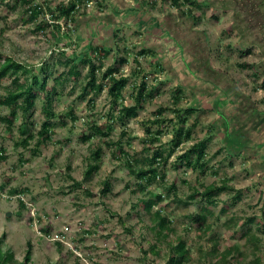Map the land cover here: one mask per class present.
<instances>
[{"label":"rangeland","instance_id":"1","mask_svg":"<svg viewBox=\"0 0 264 264\" xmlns=\"http://www.w3.org/2000/svg\"><path fill=\"white\" fill-rule=\"evenodd\" d=\"M46 1L51 6L68 2L36 0V3L45 9ZM173 1L85 0L76 15V24L68 22L67 27L62 22L60 32L46 35L35 33L39 21L45 19L48 27L52 24L46 10L45 15L30 23L20 7L11 11L0 3L2 54L13 56L35 71L50 65L56 70L55 76H59L68 70L55 62L58 57L62 61L67 59L60 52L72 50L74 56H81L91 42L104 41L113 46L116 32L120 55L128 60L117 73L128 79L123 104L134 105L131 96L143 80L149 89L157 87L155 97L147 101L137 117L113 121L108 116L113 102L110 93L104 90L94 103L88 101L93 95L82 101L78 99L79 85L73 94L52 104L59 115L74 107L76 120L68 117L66 125L59 123L36 154L32 150L45 121L42 103L38 101L27 116L29 132L35 134L28 148L15 144L21 139L18 128L24 122L21 108L12 130L8 131V123L2 118L11 114V106L7 101L0 104V148L5 149L7 157L0 162V249L12 252L13 262L9 264L22 261L29 242L30 264H167L172 248L180 240L185 241L180 250L190 255L185 264H233L231 258L223 263L220 259L225 250L236 244L240 251L235 256L244 263L256 256L264 261V234L257 230L258 225L246 226L259 236L258 249L244 237L245 228L240 229L242 222L260 216L264 205V0H194L196 5L180 0V7ZM257 10L261 12L259 16ZM143 48H150L153 53L137 57ZM245 63L254 68H242ZM112 64L110 57L104 69ZM80 70L81 83L87 69L80 65ZM71 85L66 87V93ZM10 89H14L12 78L1 79L0 98ZM177 89L181 98L175 103L173 95ZM163 108L161 115L158 111ZM178 109L180 116L174 112ZM161 118L167 122L152 124ZM94 125L102 126L105 132L111 125L113 130L108 137L84 141V130L90 134ZM181 127L192 128L193 132L188 141L177 147L171 141ZM148 129L162 133L152 144L145 142ZM227 130L232 146L242 148L234 156L229 154L234 147H229L230 143L225 147ZM143 140L145 147L173 150L165 172L159 169V178L147 185L145 191L137 189L138 179L130 174L124 160L115 157L119 146L108 147L103 143L100 167L86 177L88 165L93 162L92 151L103 141L121 142L132 160L146 165L152 151L143 150ZM204 141L209 161L205 173L178 165L180 155ZM107 179L112 192L102 197L100 188ZM222 179L242 193L241 201L234 206H231L233 191L220 193L214 202L202 197L188 200L195 190L201 192L203 186ZM80 183L81 186L76 185ZM173 184L175 189L168 193ZM13 188L28 191L20 196L10 195ZM156 195H162L163 200L153 210L161 209L162 215L172 221L166 230L171 233L169 237L155 235L151 228L157 220L152 211L137 205L143 199L147 207ZM19 198L28 205L20 206ZM204 207L211 212L207 222L214 224L206 235L189 221L191 215ZM144 251H148V256L145 257Z\"/></svg>","mask_w":264,"mask_h":264},{"label":"trees","instance_id":"2","mask_svg":"<svg viewBox=\"0 0 264 264\" xmlns=\"http://www.w3.org/2000/svg\"><path fill=\"white\" fill-rule=\"evenodd\" d=\"M9 1L11 0H0V3L6 4L11 11H16V9L20 7L24 15L28 17V21L30 23L37 21V19L41 15H45L46 10L47 14L50 15V17L52 18V24L50 25V27H48L47 21L43 19L36 24L35 28V33L40 32L46 35V33L48 32H60L62 22H65L66 25L68 22L75 23L76 15L85 0H68L67 3L61 2L55 6H51L46 1L45 9L43 5L37 4L36 0H12L14 2L13 4H9ZM182 3L196 5V2L194 0H183ZM173 4L179 7L182 5L180 4V0H174ZM226 10L229 11L228 9ZM259 14H261V12L257 10L256 15L259 16ZM86 25H88V22L86 23ZM205 39L207 40V38ZM113 40V46L107 45L106 43H104V41L98 43L91 42L87 46L86 51L82 50L83 52L81 53V56H74L75 54L72 52V50L69 52H60V54L62 53V55L66 56L67 59L65 61H62L61 58L58 57L55 62L57 64L60 63L63 66L67 67L68 70L67 72L59 74V76H55L56 70H54L50 65H43L40 67L39 70L35 71L32 70L33 67L23 65L21 62L14 59L13 56L5 55L0 52V80L4 78H12V87L14 88L13 90L10 89L6 93V96L0 98V104H3L5 101H7L10 103L11 106V114L9 116L3 117L2 120L8 123V131H11L13 122L18 119V108H21L24 119L23 125L18 128L19 133L21 134V139L15 141L16 146L28 148L30 146V141L35 138V134L29 132V121L27 116L31 114L32 109L36 106L38 101L42 103V113L45 117V121L43 122L41 129L37 132L39 140L36 143L35 149L32 150L33 154L38 153V150L43 144L44 140L50 139V136L55 132V129L57 128L59 123L60 125H66V118L68 117L72 121H75L76 117L74 107L70 106V110L66 114L63 113L59 115L56 113L52 104L54 100H59L65 95L73 94L79 85L81 94L78 96V99L82 101L86 100L88 97L93 95L94 97L90 98L88 101L90 103H94L95 97L100 95L104 90L110 93V95L113 97L112 108L108 114L110 120L124 121L125 119H132L137 117L138 111L143 110L147 101L155 97L157 87L154 86L149 89L146 81L143 80L140 85L136 88V94L133 93L131 96L135 101L134 105L127 106L123 104L122 100L124 99L123 95L124 90L128 85V79L121 75L118 76L117 73L120 66L127 63L128 60L126 57L120 55L121 52L118 46L119 44L118 42H116V32H113ZM63 46L66 48L65 44H63ZM152 53V49L143 48L137 53V57H143ZM110 57L113 58V64L104 69L105 61L108 60ZM135 61L137 62L139 60H137L136 58ZM80 65L87 69V73L84 75L83 82L81 83L79 82V80L83 74L80 70ZM241 67L254 68L248 63L241 64ZM134 71L135 73H138L136 69ZM49 78H52V83H49ZM69 83H72L71 90L69 91V93H66V87ZM179 91L180 89H177L173 95V100L175 103H177L181 98ZM164 111L165 109L163 108L162 110H159L158 113L162 115ZM180 111L181 110L179 109L174 110V112L178 114L180 113ZM165 122H167L166 118H161L153 121L152 124L160 125ZM181 123L184 124L185 121L181 120ZM31 125L34 126L35 123H31ZM106 129L108 130L107 132H105V129L102 126L94 125L90 134H87L86 130H84V134H82V139L84 141H90L96 138L97 136L108 137L110 134L109 131L113 130V127L109 125ZM228 131L229 130H227L226 132L225 138L226 148V144L228 145L230 143L228 138ZM192 132V128H178L174 133V137L171 143H174L175 146L178 147L182 141L186 142L191 138ZM27 133H29V135L24 138L23 136ZM123 134H126V131H124ZM161 134L162 133L159 130L157 132H152L150 131V129H148L145 142H151L152 144V142L157 141L159 139L158 137H160ZM145 142L143 140V150L148 152L152 151V157L148 159L146 165L141 164L140 161L137 159L132 160L130 155L122 149L121 142L103 141L97 143L91 154L93 162L88 165V169L85 173L86 177L89 178L92 176L93 173L98 171L100 167L99 160L101 159V156L103 154V143L108 147L119 146V148H121L122 150L120 149L119 153L114 154L116 155L115 157L117 159L124 160L125 167L129 169L130 174L136 176V178L138 179L136 184L137 189L145 191L147 185L153 183L159 178V169L165 172L163 169L167 165L168 157L173 153V150H169L167 152L166 149L161 148L160 146L156 147V149L149 148L151 145L145 147ZM231 146L232 143L229 144V147ZM206 147V141L193 144L185 153L178 157V165H185L187 169L192 170L200 169L202 173H205L204 171H206L209 164L208 159H206ZM241 149V147H234L233 149H230L229 154L231 156H234L235 153H238ZM164 152L166 153V156H164ZM122 156H124V158ZM6 159L7 157L5 149L0 148V162L5 161ZM230 166H232V162H230ZM215 174H217V172H215ZM164 175L165 173H162L163 178ZM76 185L81 186V183ZM1 189H3V187ZM174 189L175 185L173 184L170 186L168 193H171ZM27 191L28 189L13 188L9 190V193L10 195L20 196L22 194H25ZM231 191H233V194H231V206H234L235 203L241 201L242 193L235 190L234 187L229 186L227 179H222L219 183L215 182L209 186H203V191L201 192L195 190V192L188 196V200L194 201L197 197H202L207 199L208 201L214 202V198L220 193ZM111 192L112 184L110 180L107 179L102 183V186L100 188V195L102 197H105ZM154 198L155 199H151L148 202L147 207H145V201L143 199H140L137 202V205H143L147 211H152V217L157 220L156 225L151 228L154 234L161 238L169 237L171 233L170 231L166 232V230H169V227L172 225V221L162 215L161 209L155 211L153 210L155 208V205H157L163 200V196L156 195L154 196ZM18 201L20 206L22 207H26L28 205H25L26 203L22 198H19ZM223 212L225 211L223 210ZM208 215H211V212L210 210H208L207 207H204L203 209H201L200 212L193 214L189 217V221L191 223H195L197 229L201 233H203V235H206L213 230L214 224L207 222ZM229 221H233V219ZM248 223L258 225L257 230L261 231L264 234V205L262 208V214L260 216H255L253 219H249L247 222L245 221L240 224V229L245 228L244 237L248 240L249 244H255V247L258 249L261 245V240L259 236L253 232L252 227L246 228V226L249 225ZM188 230L189 228L186 229V231ZM44 232L47 233L48 231L45 230ZM57 245L59 246V248H61V244L59 242H57ZM184 245L185 241L180 240V244L172 248V254L169 257L167 264H185L190 260L189 253L182 252V250H180L184 248ZM31 249L32 244L31 242H29L26 254L24 255L22 261L19 263L15 262V264H30L32 257ZM60 250H62V248ZM239 251L240 246L238 244L228 248L221 254V262L223 263L225 261H229V258H231V262L233 264H264V261L260 256H256L252 260L244 263V261L241 260V257L235 256L236 253H239ZM144 254L146 257L149 253L148 251H144ZM220 260L218 261L220 262ZM11 262H13L12 252L4 253L0 249V264H9ZM209 264L219 263L210 262Z\"/></svg>","mask_w":264,"mask_h":264},{"label":"crops","instance_id":"3","mask_svg":"<svg viewBox=\"0 0 264 264\" xmlns=\"http://www.w3.org/2000/svg\"><path fill=\"white\" fill-rule=\"evenodd\" d=\"M251 29H252V28H251ZM251 29H250V30H251Z\"/></svg>","mask_w":264,"mask_h":264},{"label":"water","instance_id":"4","mask_svg":"<svg viewBox=\"0 0 264 264\" xmlns=\"http://www.w3.org/2000/svg\"><path fill=\"white\" fill-rule=\"evenodd\" d=\"M9 215V214H8Z\"/></svg>","mask_w":264,"mask_h":264}]
</instances>
